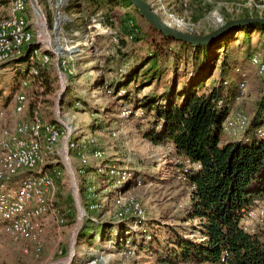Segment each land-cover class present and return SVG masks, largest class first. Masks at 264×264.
Here are the masks:
<instances>
[{
	"label": "rangeland",
	"instance_id": "rangeland-1",
	"mask_svg": "<svg viewBox=\"0 0 264 264\" xmlns=\"http://www.w3.org/2000/svg\"><path fill=\"white\" fill-rule=\"evenodd\" d=\"M71 1L66 0L59 8L66 14L67 21L63 23L62 31L56 33L52 29L54 9L51 5L54 7L58 0H24L28 8L19 14V19L32 33L39 31L41 34L39 38L34 36L32 42L22 45L8 61L0 64V138L7 136L18 124L30 122L34 115L43 122L54 124L58 138L54 147L46 152L41 169L47 173V164L61 171L60 201L68 202L66 206H57L55 185L54 195L46 198L43 205L44 233L38 251L27 240L3 232L0 220V264H83L89 255L100 253L105 259L103 264H170L156 257L160 253L158 249L164 250L166 231L176 226L178 230L182 229L183 234L194 232L190 236H198L197 231L189 230L188 225L179 220L182 209L189 201V187L178 178L182 171L178 159L173 155L164 156L169 152L165 146L155 145L142 136L140 130L145 121L139 122V116L126 118L131 112L127 108H136V102L145 94L160 92L171 80L173 72L184 75L189 66L182 63L176 65L174 53L165 58L160 54L157 59L160 68L156 69L162 72L161 79L134 78L127 85L128 103L119 101L113 94L109 95L111 90L108 92L107 87L118 80L120 73L131 70L135 65L140 66L154 50V41L157 40L155 44L161 42L160 37L133 7L119 4L104 6L102 0H95L96 4H91L89 0ZM146 1L167 23L197 36L210 33L231 19L264 17V0ZM70 2L72 7L66 9ZM30 3L45 16L46 27L42 31L35 26ZM8 13L7 2H0V19ZM134 23L140 30L139 41H130V36H127L120 42V36L123 38L125 35L123 28L126 26L129 29ZM240 37V34L237 35L238 39L229 44L232 59L236 62L232 81L238 86V94L221 124L226 140L240 138L256 101L264 93L263 42L257 32L253 33L249 46L252 53L246 57L243 51L248 47ZM31 43H34V48H48L44 50L47 61L42 65L43 57L35 55L33 49L28 65L14 62ZM53 49L62 51L55 53ZM56 57L60 58L58 65ZM34 62H39L40 73ZM236 67L241 68L237 71L242 80ZM147 68L149 64L141 73ZM217 73L216 70L215 77ZM19 106H22L21 110ZM260 132L263 134L264 130ZM65 138L67 140L63 145ZM70 139L76 147L67 145ZM85 142L91 143L92 147L86 146L82 154L78 147L84 146ZM69 148L76 153L73 154ZM97 149L102 151V155L96 151L92 156L91 153ZM112 164L120 168L111 166L109 173L124 177L120 182L108 176L107 168ZM26 173L28 171H21L11 179ZM137 178L140 184L135 182ZM81 189L84 198L90 200L89 208L96 209L89 215L95 224L131 218L127 220H130L129 231L135 236L137 244L133 246L134 251L129 241L123 248L114 245L111 241L113 228L106 227L104 237L97 234L92 239H78V231L86 217ZM75 196L84 211L82 216L76 207ZM262 200L252 208H256ZM65 207L67 211L70 208L71 215L65 212ZM48 217L49 226L46 223ZM244 226L248 230L253 229V232L264 228V214L247 220ZM141 231L150 234L153 240L146 238V242L142 241Z\"/></svg>",
	"mask_w": 264,
	"mask_h": 264
},
{
	"label": "trees",
	"instance_id": "trees-1",
	"mask_svg": "<svg viewBox=\"0 0 264 264\" xmlns=\"http://www.w3.org/2000/svg\"><path fill=\"white\" fill-rule=\"evenodd\" d=\"M71 2L66 9L72 7ZM89 2L96 4L95 0ZM102 3L104 6L119 4L133 7L141 15L129 0H102ZM150 28L161 40L157 44V40L154 41L155 47L151 51L154 54L150 52L140 66L135 65L131 70L120 73L118 80L110 85L113 90L110 86L107 88L111 90L109 95L113 94L119 101L128 103L130 95L127 85L134 78L144 76L151 81L161 79L162 72L156 69L160 68L157 64L160 54L165 58L174 53L176 65L182 63L189 66L184 75L173 72L171 80L160 92L145 94L136 102V108L122 106L131 110L126 119L139 116V122L145 121L140 130L144 138L155 145L165 146L169 152L164 156L173 155L178 159L182 169L178 178L189 187V201L182 209L179 220L186 223L189 230L197 231L198 236H190L194 232L183 234L182 229L172 227L166 231L164 250L158 249L160 253L156 257L170 264H264V228L250 233L241 224L246 211L264 199V133L260 132L264 130V93L256 101L247 127L239 139L226 140L221 130V124L238 94V86L232 81L236 62L232 59L229 44L238 39L236 36L240 34L241 42L248 47L244 49L243 55L250 56L253 33H258L264 48V24L252 22L236 25L214 39L197 45L165 36L151 24ZM123 30L125 35L123 38L120 36V42L127 36H130V41H139L140 30L135 23L129 29L125 26ZM34 46V43L27 46L24 54L14 62L28 65ZM38 64L36 62L34 66L40 73L41 66ZM148 64L149 68L141 73ZM237 69L241 68L236 67L241 79ZM216 70L217 77L214 76ZM210 80V83L207 82ZM86 146L92 147V144L85 142L78 150L84 154ZM69 149L73 154L76 153V150ZM96 151L102 155L98 149L91 155ZM111 166L120 168L112 164L107 168V173ZM45 169L56 185L57 206H66L67 200L60 201L63 174L53 165L46 164ZM108 176L118 182L124 178L110 173ZM135 182L140 184V179L137 178ZM81 191L84 198L85 194ZM88 199L86 197L82 201L86 217L78 231V239H92L97 234L104 237V229L113 228L114 237L111 241L114 245L123 248L129 241L134 251L133 246L137 244L135 236L129 231L130 220H127L131 218L95 224L89 215L95 213L96 209L89 208ZM67 209L65 207V212L71 215L70 208ZM140 236L145 242L146 238L152 239L147 232L141 231Z\"/></svg>",
	"mask_w": 264,
	"mask_h": 264
},
{
	"label": "bare ground",
	"instance_id": "bare-ground-1",
	"mask_svg": "<svg viewBox=\"0 0 264 264\" xmlns=\"http://www.w3.org/2000/svg\"><path fill=\"white\" fill-rule=\"evenodd\" d=\"M65 3L66 0H58L54 7L51 5V8L54 9L52 11V29L56 33L62 31L63 23L67 21L66 14L59 11V8ZM7 5L9 13L0 19V36H4V41L0 40V64L8 61L10 55L18 52L22 45L32 42L34 36L39 38L41 34L39 31H35V34L32 33L31 29L26 28L24 23L19 20V14L28 8L24 0H8ZM30 6L35 26H38L36 28L42 31L46 27L45 16L33 3H30ZM72 15L77 16L74 13ZM6 30L22 35L13 36L11 33H6ZM47 49L44 46L43 48L38 46L33 50L35 55L43 57L41 58L42 65L48 59L44 53V50ZM53 51L59 53L62 50L55 51L53 49ZM107 91L109 92V89ZM18 109L21 110L22 106H19ZM128 113L131 114V112ZM58 134L54 124L43 122L34 115L30 122L18 124L7 136L0 138V220L2 230L13 237L27 240L37 251L41 248L44 233L43 205L46 198L49 199L55 193L54 181L41 168L46 152L54 147ZM64 140L63 145L67 138ZM68 144L73 148L77 146L72 140H68ZM21 171H28V173L17 175L11 179ZM21 191L23 193H19ZM258 214H264V200L256 208L246 211L241 222L244 229L248 230L244 223ZM249 231L253 232L254 230L249 229ZM104 262L105 259L100 253L89 255L83 264H103Z\"/></svg>",
	"mask_w": 264,
	"mask_h": 264
},
{
	"label": "water",
	"instance_id": "water-1",
	"mask_svg": "<svg viewBox=\"0 0 264 264\" xmlns=\"http://www.w3.org/2000/svg\"><path fill=\"white\" fill-rule=\"evenodd\" d=\"M129 2L139 10L140 14L146 19L148 23H150L154 28L160 31L163 35L177 39V40H182V41L194 44V45L203 44L211 39H214L215 37L219 36L225 30L233 26H236V25L247 24V23H252V22L264 24V17H261V16L242 17V18L228 20L227 22L223 23L221 26L216 28L214 31L210 33H206L204 35L197 36L190 32L173 27L171 24L167 23L152 9L148 1L129 0ZM65 159H66V162H68L69 171L71 172L72 170H71V166L68 161L67 155ZM75 201H76V207L80 213V216H82L84 214V211L82 210V207L80 206V203L77 197L75 198ZM80 218L81 217H79V219Z\"/></svg>",
	"mask_w": 264,
	"mask_h": 264
},
{
	"label": "built area",
	"instance_id": "built-area-1",
	"mask_svg": "<svg viewBox=\"0 0 264 264\" xmlns=\"http://www.w3.org/2000/svg\"><path fill=\"white\" fill-rule=\"evenodd\" d=\"M20 20V19H19ZM40 22V21H39ZM40 30V29H39ZM6 33H11V35L15 36V35H22V34H16L15 31H7L6 30ZM43 38H44V35H43ZM0 40H3L4 41V36H0ZM46 40V39H44ZM4 48H5V42H4ZM4 48H3V51H4ZM59 57H56L55 58V61H56V65H58V61H59ZM65 141V140H64ZM63 153H65V149L63 150ZM65 157V156H64ZM19 193H23L22 191L19 192ZM74 193L76 194V186H75V189H74ZM24 197H25V193H24Z\"/></svg>",
	"mask_w": 264,
	"mask_h": 264
},
{
	"label": "crops",
	"instance_id": "crops-1",
	"mask_svg": "<svg viewBox=\"0 0 264 264\" xmlns=\"http://www.w3.org/2000/svg\"><path fill=\"white\" fill-rule=\"evenodd\" d=\"M48 213H49V212H48ZM43 219H44V218H43ZM49 219H50L49 217H48V218H46V220H47V221H46V223H47V226H49V225H50ZM1 230H2V229H1Z\"/></svg>",
	"mask_w": 264,
	"mask_h": 264
}]
</instances>
